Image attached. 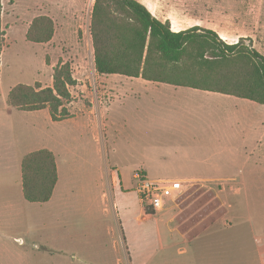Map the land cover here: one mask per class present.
I'll return each instance as SVG.
<instances>
[{"label": "rangeland", "instance_id": "rangeland-1", "mask_svg": "<svg viewBox=\"0 0 264 264\" xmlns=\"http://www.w3.org/2000/svg\"><path fill=\"white\" fill-rule=\"evenodd\" d=\"M144 1H153L152 14L168 20L172 30L189 28L195 20L211 26L226 42L242 38L243 45L264 56V0ZM0 2V107L16 84L51 86L54 68L62 63H69L75 79L69 87L68 117L54 121L46 108L38 113L34 127L28 116L16 113L14 136L0 145V152L12 150L15 143L17 151L49 147L57 154L63 181L62 194L51 208L38 211V205L18 194L15 169L0 174L5 211L0 215V264L264 260L263 104L255 103L245 112L231 104L213 105L201 120L190 119L162 98L132 96L114 75L95 71L90 32L94 0ZM38 16L53 22L47 42L26 38ZM205 137L208 141L202 140ZM222 143L239 151H227ZM140 165L145 174L136 171ZM137 175L148 180L197 176L206 178L198 184L215 186L180 180L182 191L147 215L136 191ZM9 190L13 208L5 206Z\"/></svg>", "mask_w": 264, "mask_h": 264}, {"label": "trees", "instance_id": "trees-1", "mask_svg": "<svg viewBox=\"0 0 264 264\" xmlns=\"http://www.w3.org/2000/svg\"><path fill=\"white\" fill-rule=\"evenodd\" d=\"M1 11V2H0ZM93 62L97 73H118L172 85L189 86L252 100L264 105V56L251 45L223 40L198 25L172 30L139 0H94L90 15ZM53 22L38 16L26 38L43 43L52 38ZM3 31L0 28V53ZM75 84L68 62L54 68L53 84H16L7 105L21 110L47 108L52 120L68 117L66 105ZM22 192L27 201L45 202L57 181L54 153L41 148L21 160ZM152 214V206H145Z\"/></svg>", "mask_w": 264, "mask_h": 264}, {"label": "crops", "instance_id": "crops-1", "mask_svg": "<svg viewBox=\"0 0 264 264\" xmlns=\"http://www.w3.org/2000/svg\"><path fill=\"white\" fill-rule=\"evenodd\" d=\"M139 1L142 2L145 6H147V8L149 10H150V8H149L150 6H152V7L154 6L153 1H150L148 3L149 5L144 0H139ZM162 21H164V20H162ZM193 25L201 26V24H198L194 20L190 25H188V27H191ZM201 27L211 29L210 28L211 26H208V25H202ZM98 74L99 75H107V74H100V73H98ZM111 74L114 75L112 78L116 79L119 84H121V85L125 84L126 86H128V90L132 96H135L136 94L138 95L139 93H141L140 95L152 94V96H153L152 101H160L163 99L164 104H166V105L171 104V106H173V107H176V108L178 107L181 110L182 115L183 114H184V116H186V115L190 116L191 115L190 119L196 118V119L201 120L205 116L206 108L211 109L213 105L219 106L221 104H225L227 106V105L231 104V106H233L234 109L244 110V112H245V109H247V107L252 106V108H254L255 107L254 104L256 103L252 100H248V99L240 98V97H236V96H234V97H236V98H234V97H232L233 95L223 94L220 92L208 91V90L193 88V87H189V86L172 85V84H168V83H164V82L150 81V80H146L140 76L139 77H131V76H126V75H122V74H118V73H111ZM110 93H112V90L110 91ZM116 93L117 92H115V94ZM111 96H112V94H111ZM154 99H156V100H154ZM228 99H233V100L230 102ZM99 100H100V97L97 94V96H96L97 106L100 105ZM141 104L142 103H140L138 105L141 106ZM5 105L0 107V145H3L4 141L8 138V136L13 138L14 133L16 131V119H17L16 115H15L16 113H20V115L23 114V115L28 116L27 117L28 123H31L35 127L33 121L36 118H38V113H40L44 109L47 110L46 108L39 109V110H21V109L15 108V107L8 106L6 100H5ZM228 108H229V106H228ZM236 112H234V113L237 114ZM243 114H245V113H243ZM45 115H47V113H45ZM17 127L19 128V126H17ZM202 140L208 141L206 137L203 138ZM222 144L225 145L223 148L226 149L227 151L229 149H231L235 152L239 151L237 146H235V145L231 147V146H229L230 145L229 143H222ZM41 148L49 149V147H43L42 146L40 148H36V149L28 150V151L27 150L17 151V145L15 143V146L13 147L12 150H9L7 152H4V151L0 152V174L9 173L11 171H14V169H15V171L17 173H19L17 180H16L17 185H18V194L20 193L22 196H23V192H22V180H21V160L27 153L34 151V150L41 149ZM49 150H51L54 153L55 162H56L57 154L55 153L54 150H52V149H49ZM138 167L141 168V170H136L137 172L140 171V172H143L144 174L146 173L145 171H142L143 170L142 165H140ZM56 169H57V181H56L52 195L49 198V200L42 202V203L31 202L32 205H38L37 206V208H39V209H37L38 211H41L42 209H44V210L50 209L51 206L53 205L55 199L59 198L60 192L62 194L63 181H62L61 177L59 180V172H58L57 163H56ZM114 171L119 174V172L115 166H114ZM188 172H192V171H190V169H189ZM174 179H177V178H174ZM113 180H114L115 185H116V183H117L116 177H113ZM178 180H182V181L188 180L189 182L193 183L194 185H198L200 187L212 188L213 186H215L212 184L211 185L198 184V182H203L204 180H206V178L197 177V176H190V177H186L184 179H178ZM118 183L121 184V186H122V180H121L120 174H119V182ZM217 187L230 188V189L233 188V186H227L226 187L224 185H219V184ZM11 197H12V193L9 190V194H7L5 197V199L8 200V203H6L5 206L9 205V206H11L10 208H13V206L15 204H13L11 202ZM23 198H24V196H23ZM0 205H1L0 210H2V211H0V215H2L5 211H3L2 204H0ZM142 211H143V207H141V212ZM147 215H149V214H147ZM204 229H207V228H204ZM179 235L183 239H186V236H184L182 233ZM169 236L171 237V234ZM259 260H260L259 264H264V260L262 258H259Z\"/></svg>", "mask_w": 264, "mask_h": 264}, {"label": "built area", "instance_id": "built-area-1", "mask_svg": "<svg viewBox=\"0 0 264 264\" xmlns=\"http://www.w3.org/2000/svg\"><path fill=\"white\" fill-rule=\"evenodd\" d=\"M141 177L136 191L143 204L152 206L153 209L162 208L168 199L178 195L183 188L182 182L178 179L148 180L143 178V175Z\"/></svg>", "mask_w": 264, "mask_h": 264}]
</instances>
